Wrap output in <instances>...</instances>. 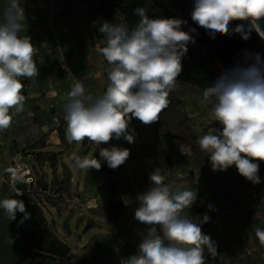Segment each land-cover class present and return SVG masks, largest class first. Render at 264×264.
Wrapping results in <instances>:
<instances>
[{"label": "clouds", "instance_id": "1", "mask_svg": "<svg viewBox=\"0 0 264 264\" xmlns=\"http://www.w3.org/2000/svg\"><path fill=\"white\" fill-rule=\"evenodd\" d=\"M191 20L215 38L216 34L239 33L247 41L253 31L264 39V0H193ZM139 20L134 26L103 21L99 32L105 46L101 54L109 65L106 90L101 95L87 93L77 81L67 93L64 119L69 143L86 138L99 148V159L73 153L70 159L79 169L102 167L116 169L130 156V150L120 146L99 147L123 138L134 143L132 119L145 125L158 121L168 106L169 94L182 72V58L188 45L195 43L197 29L183 30L188 20L180 18H150L147 9L137 7ZM232 22L236 26L232 27ZM24 0H0V131L10 127L13 115L24 109V84L21 77L39 75L34 56L38 49L26 31ZM71 75V71L65 66ZM202 102L211 105L210 116L221 126L214 134L198 138L207 154L212 171H227L235 166L240 176L252 184L261 183L259 162H264V59L259 53L245 51L242 63L225 69L203 90ZM16 180L22 177L15 176ZM150 186L136 197L138 207L134 219L145 229L138 232L141 240L135 254L123 264H206V255L217 252L210 235L202 225L210 219L185 214L197 199L190 191L165 183L161 169L149 174ZM15 196L24 193L13 185ZM209 210L214 206L209 204ZM0 209L10 221L17 213L23 224L31 218L23 200L4 198ZM255 236L264 245V228L255 227ZM14 243L13 238L9 240Z\"/></svg>", "mask_w": 264, "mask_h": 264}, {"label": "rangeland", "instance_id": "2", "mask_svg": "<svg viewBox=\"0 0 264 264\" xmlns=\"http://www.w3.org/2000/svg\"><path fill=\"white\" fill-rule=\"evenodd\" d=\"M24 1L27 25L22 35L30 36L38 49L34 60L39 75L20 78L24 84V109L13 115L9 128L0 131V200L10 197L23 200L29 213L30 206H39L50 236L59 238L67 245L69 251L66 256L49 255L45 264H123L124 259L135 254L141 240L138 232L145 229V225L134 219V211L138 207L136 197L150 186L149 174L156 168L161 169L165 183L197 191L195 203L190 210H185V214L202 219L203 214L207 213L210 217L202 225V232L215 241L217 252L214 255L205 252L206 264H264V245L260 244L254 231L255 227L264 228V177L261 183L242 190L241 183L233 180V174L239 175L235 166L227 171L213 172L224 190L238 198L240 206H235L209 181L208 175L194 158L190 144L166 136L169 131L174 132L187 141L192 139L199 147L200 136L214 134L216 128L221 127L210 116L211 106L202 102L203 91L200 88L183 84L170 92L168 106L159 114V134L153 131L152 124L145 125L138 119H132L129 128L134 130V143L129 144L123 138L111 142L112 146L130 150L129 158L118 168L110 169L103 160L100 170L74 166L70 159L73 153L99 159V149L87 138L80 143L68 142L64 104L67 93L77 81L84 85L87 93L93 95H101L108 84L109 65L103 55L97 57L94 54L105 46L99 27L101 22L108 21L106 15L109 13L100 0H81L80 3H90V6L84 8L80 5L78 7L83 9L77 12L68 7L65 10L78 17L88 15L89 27L96 41L103 44L99 47L92 44L88 48L92 58L88 68H85L79 57L69 58L68 22L57 24L52 21L57 10L51 8L47 0ZM59 1H67L68 6L72 0H56ZM112 18L114 23H121V17L112 15ZM63 61H77L79 80L74 79L73 72L68 76L64 73L61 67ZM182 116L185 118L183 121ZM54 117H57L59 124ZM86 146L90 148L83 152ZM19 150L35 154V158L29 159L38 177H46L41 187H48L53 194L59 192L56 201L41 195L43 200L37 202L35 198L27 199L13 194L4 174L11 156ZM170 162L173 164L170 165ZM108 180H114L123 200L115 216L105 214L102 204L96 209H67L61 213L54 206L57 202H63L64 198L77 196L82 201L94 197L97 195L96 186ZM17 186L25 187L21 181H17ZM209 204L214 206V210H209ZM72 205L70 203L68 206ZM0 212L3 214V209ZM79 214L84 219L75 230L73 225ZM4 215L0 216L2 224H9L14 232L24 236L25 228L30 230L32 218L21 225L19 221L23 214L17 213L16 220L12 221ZM52 218L55 225L51 222ZM65 218L71 225L70 234L61 227V221ZM111 234L116 236L112 237ZM30 248L32 252L36 250L34 246ZM28 255L30 257L31 252Z\"/></svg>", "mask_w": 264, "mask_h": 264}, {"label": "trees", "instance_id": "3", "mask_svg": "<svg viewBox=\"0 0 264 264\" xmlns=\"http://www.w3.org/2000/svg\"><path fill=\"white\" fill-rule=\"evenodd\" d=\"M100 2L109 13V15H106V19L109 22H113L112 15H116L117 17H121V23H126L129 27L134 26L139 20V17L134 14V9L137 7L146 8L147 15L150 18H156L164 17L157 6L158 3L163 4L171 9H174L176 6V0H100ZM182 61V72L177 77L176 81L183 84L196 86L202 91L206 87H209L224 70V68L216 60L210 47L201 45L196 40L195 43H190L188 45V52L182 58ZM183 117L184 116H182L181 121L185 119ZM160 124V119L152 123L153 131L156 134H159L158 127ZM166 136L168 138L190 144L194 158L199 163L202 170L208 175L209 181L212 183V185L219 189L227 200H229L235 206H240L238 198L224 190L222 184L218 181L217 177L212 171L207 154L201 151V149L196 143L192 141V139L187 141V139L180 134L170 131L166 134ZM257 162L260 165L258 175L260 178H263L264 162ZM172 164L173 163L170 162V165ZM233 180L235 182L241 183L242 190H244V188L247 186L252 185L251 182L246 181L245 178L240 175L233 174ZM96 191L97 196L100 199V203L102 204L104 213L108 216H115L119 208L122 206L123 200L114 180H108L99 185ZM29 209L32 216V223L28 237L30 244L36 248L35 251L31 252L29 264H45V260L49 255H55L59 257L66 256L69 248L59 238L50 236L49 230L44 225V217L42 212L39 210V206H30Z\"/></svg>", "mask_w": 264, "mask_h": 264}, {"label": "crops", "instance_id": "4", "mask_svg": "<svg viewBox=\"0 0 264 264\" xmlns=\"http://www.w3.org/2000/svg\"><path fill=\"white\" fill-rule=\"evenodd\" d=\"M66 2L67 1L56 2V6L54 7V9L57 10V14L54 15L52 21L57 24L68 22L66 32L68 33L67 37L69 58L79 57L81 59V63L84 64V67L88 68V63L91 62L92 58L91 56H89L90 54L88 53V48L92 46V44H95L97 47H99L100 45L102 46L103 44H99L98 41H96L91 27H89L90 19L88 15L78 17L76 14L72 15L71 13H66L65 10L68 7L72 11L77 12L78 9H83L82 7L78 6L82 5L84 8H88L90 6V3H80L81 0H72L70 1L69 5L66 6ZM25 3L26 2L24 1V5ZM63 37L64 36H62V38ZM95 55L97 57L102 56L100 52H97L96 54H94V56ZM67 63L71 70V73L73 72L74 79L79 80V78L77 77V61H69ZM181 85H183V83L176 81L173 91H175L176 88L180 87ZM93 145L97 147V149H99L96 144L93 143ZM87 147L90 148V146H86L85 148H83V152H85ZM98 186L99 185H97L96 187ZM3 214H5L4 211ZM3 214L0 212V216ZM2 223L3 221L0 219V264H29L28 254L32 252V249L30 248L32 247V245L30 244L28 237L29 229H27L26 227L24 236H21V233H16L12 230V226L7 223ZM111 236H116V234H111ZM11 238H13L14 240L13 244L9 243V240Z\"/></svg>", "mask_w": 264, "mask_h": 264}, {"label": "water", "instance_id": "5", "mask_svg": "<svg viewBox=\"0 0 264 264\" xmlns=\"http://www.w3.org/2000/svg\"><path fill=\"white\" fill-rule=\"evenodd\" d=\"M180 10L179 12H173L167 6L158 3L157 6L160 9L161 14L165 18H180L188 20L187 25H183V29L188 31L189 28H196V33H193L195 40L204 46H209L212 53L214 54L216 60L225 69H231L237 65V63H242L244 60L243 51H251L252 53H259L261 58L264 59V39H261L255 31L250 35V38L245 41L236 34L232 35H221L216 34L215 38H212L208 32L202 27H199L191 20V10L194 7L193 0H179ZM261 26L264 28V21H261ZM89 147L85 150L87 152ZM84 216L79 214L76 216L73 228L77 230L80 223L83 221ZM51 222L55 225V220L52 218ZM61 227L63 230L70 234L72 232L70 222L68 218L61 221Z\"/></svg>", "mask_w": 264, "mask_h": 264}, {"label": "built area", "instance_id": "6", "mask_svg": "<svg viewBox=\"0 0 264 264\" xmlns=\"http://www.w3.org/2000/svg\"><path fill=\"white\" fill-rule=\"evenodd\" d=\"M50 4L51 8H54V3H56V0H47ZM65 66L67 69L70 70L68 63L66 61H63L61 63V67L64 71V73L68 76V71L65 70ZM71 71V70H70ZM54 120L59 124V121L57 117H54ZM112 140L109 141L107 144H101L99 147H110L112 146ZM35 158V154L32 153H25L21 150L18 152H15L10 159L9 167L5 171V181L9 185L11 191L13 192V185L16 189H19L24 194L18 197H23L27 199H36L37 202H41L43 199L40 198L41 195L44 197H50L53 201H56V197L60 195L59 192L51 193V189L48 187L42 188L41 183L46 181V177L42 176L41 178L38 177L36 168L32 164L29 158ZM15 176L22 177L21 180H16ZM17 181H21L25 187L20 188L17 186ZM14 194V192H13ZM73 201H75L73 203ZM73 204L71 207H69V204ZM100 199L98 196L90 197L87 199H84L82 201L79 200V198L76 196L74 198H64L63 202H57L56 205H54L59 212L61 213L64 210H76V209H82V210H91L96 209L100 205ZM45 206L44 204H42Z\"/></svg>", "mask_w": 264, "mask_h": 264}, {"label": "flooded vegetation", "instance_id": "7", "mask_svg": "<svg viewBox=\"0 0 264 264\" xmlns=\"http://www.w3.org/2000/svg\"><path fill=\"white\" fill-rule=\"evenodd\" d=\"M168 8H169V7H168ZM169 9L172 10L173 12H179V10H180V1H179V0H176V6H175V8H174V9L169 8ZM236 23H238V22H232V27H233V28L236 26ZM234 34L240 36L239 33H234ZM247 51H248V52H251V51H249V50H247ZM244 52H245V51L242 52V55H244Z\"/></svg>", "mask_w": 264, "mask_h": 264}]
</instances>
